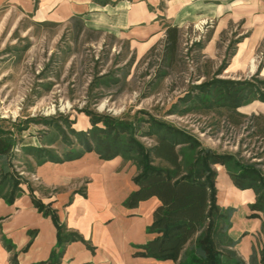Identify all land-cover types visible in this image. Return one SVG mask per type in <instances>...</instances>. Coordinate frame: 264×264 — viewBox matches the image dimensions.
<instances>
[{
    "label": "rangeland",
    "instance_id": "1",
    "mask_svg": "<svg viewBox=\"0 0 264 264\" xmlns=\"http://www.w3.org/2000/svg\"><path fill=\"white\" fill-rule=\"evenodd\" d=\"M27 1L0 0V131L15 141L0 195L25 190L53 211L34 192L58 189L37 181L36 167L93 152L119 157L134 178L146 163L167 167L151 153L164 139L184 171L200 168L207 152L223 160L209 159L214 182L218 174L231 180L230 160L254 172L241 182L253 185V207H264V0H216L219 17L179 30L171 62L162 59V35L144 42L76 17L41 21L38 0Z\"/></svg>",
    "mask_w": 264,
    "mask_h": 264
},
{
    "label": "crops",
    "instance_id": "2",
    "mask_svg": "<svg viewBox=\"0 0 264 264\" xmlns=\"http://www.w3.org/2000/svg\"><path fill=\"white\" fill-rule=\"evenodd\" d=\"M216 0H38L33 10L41 21L79 19L91 29L139 35L151 42L168 28L181 30L191 22L219 17ZM247 1V0H245ZM24 5L27 0H22ZM214 3V4H213ZM263 3L259 1L261 6ZM257 5V4H255ZM36 180L58 189L54 195L34 192L50 204L66 232L80 240L67 243L58 264H174L142 256V246L155 237L146 232L159 201L150 198L135 208L123 202L137 189L135 169L119 157L101 160L93 153L62 163H44L35 169ZM83 185V194L78 193ZM216 206L232 210L224 234L236 241L234 252L249 263L253 252L259 260L264 244V207L254 208L250 189H238L224 174L215 180ZM56 228L49 217L32 205L27 191L8 205L0 197V264H49L56 246Z\"/></svg>",
    "mask_w": 264,
    "mask_h": 264
},
{
    "label": "trees",
    "instance_id": "3",
    "mask_svg": "<svg viewBox=\"0 0 264 264\" xmlns=\"http://www.w3.org/2000/svg\"><path fill=\"white\" fill-rule=\"evenodd\" d=\"M180 31L168 28L163 40L162 59L171 62L174 57ZM216 90V99H222ZM11 132L0 131V173H8L7 158L14 145ZM151 153L167 167L153 168L148 163L143 165L140 173L133 178L137 189L131 192L123 202L126 208H135L140 202L150 198L159 201L152 214V222L147 227L148 234L155 237L142 246V256L157 261H171L174 264H246L234 252L237 243L225 236L229 227V217L232 210H222L216 206L215 173L208 165L223 163L222 158H211L204 153L201 166H190L184 171L181 158L175 146L164 139H158ZM105 159V158H103ZM230 160V159H229ZM230 178L239 189H253V185L241 182L250 170L241 168L232 162ZM231 171V170H230ZM16 192L0 195L8 205L15 200ZM264 200V194L257 196V202ZM32 204L43 217H49L56 228V246L50 253L49 264H58L59 256L64 246L80 238L71 232H66L59 224L54 211H50L38 201L32 199ZM216 216L215 220L214 218ZM259 260L253 252L248 264H264V244L259 252Z\"/></svg>",
    "mask_w": 264,
    "mask_h": 264
}]
</instances>
